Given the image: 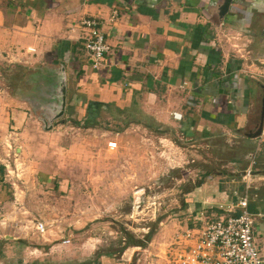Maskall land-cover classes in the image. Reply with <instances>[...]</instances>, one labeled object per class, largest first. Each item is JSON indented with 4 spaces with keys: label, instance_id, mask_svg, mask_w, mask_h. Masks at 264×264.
Wrapping results in <instances>:
<instances>
[{
    "label": "rangeland",
    "instance_id": "rangeland-1",
    "mask_svg": "<svg viewBox=\"0 0 264 264\" xmlns=\"http://www.w3.org/2000/svg\"><path fill=\"white\" fill-rule=\"evenodd\" d=\"M72 54L87 58L81 45ZM46 67L11 55L0 59L1 100L8 106L10 97V109L27 112L19 133L9 125L0 131V264H75L34 251L48 247L54 258L91 253L79 264L105 254L123 264H169L185 230L203 227L244 193L255 208L252 244H264V123L261 137L242 149L247 130L189 140L175 128L135 126L123 117L115 124L106 114L92 124L77 120L68 103L44 132L40 120L48 112L24 99L34 94L26 81L42 77ZM260 99L259 92L251 131ZM111 140L113 150L106 147ZM35 222L45 224L44 235L34 231ZM63 239L68 245L60 244Z\"/></svg>",
    "mask_w": 264,
    "mask_h": 264
},
{
    "label": "crops",
    "instance_id": "crops-1",
    "mask_svg": "<svg viewBox=\"0 0 264 264\" xmlns=\"http://www.w3.org/2000/svg\"><path fill=\"white\" fill-rule=\"evenodd\" d=\"M221 3L0 0V59L11 55L28 65L64 66L65 112L69 103L76 119L87 123L106 114L111 124L123 117L133 120L135 126L151 123L175 128L189 140L197 135L204 139L209 131L237 135L250 131L256 99L264 85V0H231L222 18L217 13ZM112 9L118 10L117 18L103 27L109 53L93 69L87 58L72 54L80 45L73 25L85 17L105 21ZM1 99L0 131L9 125L19 133L22 122L18 121L27 112L12 110L10 97L8 106ZM246 132L239 140L242 149L254 140L245 138ZM7 134L19 136L11 131ZM48 248V252L34 251L51 262L61 259L75 264L91 254L73 250L54 258L53 249ZM106 255H96L90 264H123L113 254Z\"/></svg>",
    "mask_w": 264,
    "mask_h": 264
},
{
    "label": "built area",
    "instance_id": "built-area-1",
    "mask_svg": "<svg viewBox=\"0 0 264 264\" xmlns=\"http://www.w3.org/2000/svg\"><path fill=\"white\" fill-rule=\"evenodd\" d=\"M117 9H112L107 20L93 17L77 20L73 27L78 30L79 43L87 55L93 69L98 68L106 55L109 46L105 42L103 27L117 18ZM235 53L240 49L232 47ZM172 118L180 120V116L172 114ZM106 147L115 148L114 142H108ZM250 170L243 171L241 179L245 189H248ZM249 202L246 193L235 197L225 208H220L222 214L205 222L203 227L185 230L182 235V245L171 254L169 264H264V244L255 247L252 244L253 216L248 210ZM34 231L44 235L46 228L42 222L33 224ZM68 240H61V245H67Z\"/></svg>",
    "mask_w": 264,
    "mask_h": 264
},
{
    "label": "water",
    "instance_id": "water-1",
    "mask_svg": "<svg viewBox=\"0 0 264 264\" xmlns=\"http://www.w3.org/2000/svg\"><path fill=\"white\" fill-rule=\"evenodd\" d=\"M231 0H222L218 6L217 13L222 18L228 11ZM261 35L264 37V24ZM262 59H264L263 48ZM38 83L34 86V94L24 102L28 105L37 102L48 112V117L41 119V129L47 132L51 129V123L59 119L65 113L66 109V76L65 68L60 65L55 68H43L42 77L37 79ZM264 123V86H261V99L258 114V123L254 130L246 132L243 136L247 139H256L261 137ZM264 221V216L262 217Z\"/></svg>",
    "mask_w": 264,
    "mask_h": 264
},
{
    "label": "flooded vegetation",
    "instance_id": "flooded-vegetation-1",
    "mask_svg": "<svg viewBox=\"0 0 264 264\" xmlns=\"http://www.w3.org/2000/svg\"><path fill=\"white\" fill-rule=\"evenodd\" d=\"M38 77L34 76L33 78L27 80L26 82V86H30V89H34V86L37 85L38 81H37Z\"/></svg>",
    "mask_w": 264,
    "mask_h": 264
},
{
    "label": "trees",
    "instance_id": "trees-1",
    "mask_svg": "<svg viewBox=\"0 0 264 264\" xmlns=\"http://www.w3.org/2000/svg\"><path fill=\"white\" fill-rule=\"evenodd\" d=\"M248 210H249V212L250 213H255V208L254 207H252L250 204H249V206H248Z\"/></svg>",
    "mask_w": 264,
    "mask_h": 264
}]
</instances>
